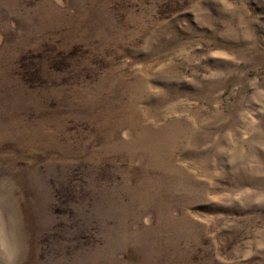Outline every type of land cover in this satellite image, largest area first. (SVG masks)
<instances>
[{"label": "rangeland", "instance_id": "374dc122", "mask_svg": "<svg viewBox=\"0 0 264 264\" xmlns=\"http://www.w3.org/2000/svg\"><path fill=\"white\" fill-rule=\"evenodd\" d=\"M0 264H264V0H0Z\"/></svg>", "mask_w": 264, "mask_h": 264}]
</instances>
